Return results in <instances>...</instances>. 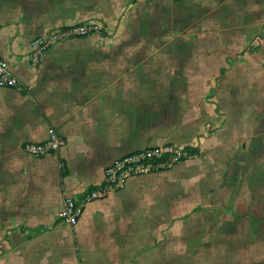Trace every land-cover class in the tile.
<instances>
[{"label":"crops","instance_id":"crops-1","mask_svg":"<svg viewBox=\"0 0 264 264\" xmlns=\"http://www.w3.org/2000/svg\"><path fill=\"white\" fill-rule=\"evenodd\" d=\"M98 22L105 41L30 43ZM0 264H264V0H0ZM57 155L27 143L52 132ZM191 148L170 171L85 204L149 147ZM229 217L228 219L226 217Z\"/></svg>","mask_w":264,"mask_h":264},{"label":"built area","instance_id":"built-area-1","mask_svg":"<svg viewBox=\"0 0 264 264\" xmlns=\"http://www.w3.org/2000/svg\"><path fill=\"white\" fill-rule=\"evenodd\" d=\"M89 37H96L100 43H103L105 41L103 26L98 22H86L51 31L30 43L29 62L32 67H38L53 45L70 39ZM0 88L22 90L20 82L9 71L6 62L1 57ZM64 146V139L53 131L43 143L24 144L23 152L34 158H43L48 155H57ZM193 157L195 156L189 155L183 148L175 146H165L129 154L116 161L106 170L103 186L89 190L80 200L66 198L63 208L57 213L56 218L62 225L75 227L83 214L86 203L102 199L109 192L123 189L128 178L149 174L153 171H167Z\"/></svg>","mask_w":264,"mask_h":264},{"label":"rangeland","instance_id":"rangeland-1","mask_svg":"<svg viewBox=\"0 0 264 264\" xmlns=\"http://www.w3.org/2000/svg\"><path fill=\"white\" fill-rule=\"evenodd\" d=\"M152 1H155V0H152ZM156 1H158V0H156ZM173 1H176V0H173ZM165 146H175V145H171V144H167V145H161V146H156V147H149V148H147V149H145V150H152V149H156V148H162V147H165ZM176 147V146H175ZM145 150H143V151H145ZM141 152V151H140ZM189 160V159H188ZM187 161V160H186ZM185 162V161H184ZM177 166V165H176ZM175 166V167H176ZM174 167V168H175ZM173 169V168H172ZM172 169H170V170H172ZM170 170H167V171H170ZM153 172H163V171H153ZM152 173V172H151ZM227 219L229 218L228 216L226 217Z\"/></svg>","mask_w":264,"mask_h":264},{"label":"trees","instance_id":"trees-1","mask_svg":"<svg viewBox=\"0 0 264 264\" xmlns=\"http://www.w3.org/2000/svg\"><path fill=\"white\" fill-rule=\"evenodd\" d=\"M191 156H196V151L191 148H183Z\"/></svg>","mask_w":264,"mask_h":264}]
</instances>
